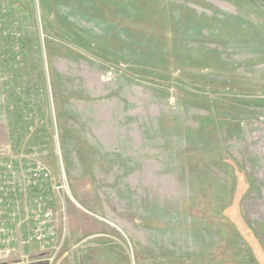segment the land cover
Returning a JSON list of instances; mask_svg holds the SVG:
<instances>
[{
    "label": "rangeland",
    "instance_id": "rangeland-1",
    "mask_svg": "<svg viewBox=\"0 0 264 264\" xmlns=\"http://www.w3.org/2000/svg\"><path fill=\"white\" fill-rule=\"evenodd\" d=\"M5 161L51 173L32 264H264V0H0Z\"/></svg>",
    "mask_w": 264,
    "mask_h": 264
},
{
    "label": "built area",
    "instance_id": "built-area-1",
    "mask_svg": "<svg viewBox=\"0 0 264 264\" xmlns=\"http://www.w3.org/2000/svg\"><path fill=\"white\" fill-rule=\"evenodd\" d=\"M50 175V171L42 165L19 169L12 161L0 163V254H5L3 257L13 252L20 253L16 248L26 246L18 261L20 264H32L30 255L25 254L26 249L38 243L45 250L54 243L55 233H59L56 213L44 197L45 189L49 188L52 180ZM65 188L62 185L51 189L60 191ZM26 225L28 236L18 237L17 233H23L21 229ZM4 262L1 264L7 261Z\"/></svg>",
    "mask_w": 264,
    "mask_h": 264
},
{
    "label": "crops",
    "instance_id": "crops-1",
    "mask_svg": "<svg viewBox=\"0 0 264 264\" xmlns=\"http://www.w3.org/2000/svg\"><path fill=\"white\" fill-rule=\"evenodd\" d=\"M36 264H40V263H36ZM41 264H45V263H41Z\"/></svg>",
    "mask_w": 264,
    "mask_h": 264
}]
</instances>
